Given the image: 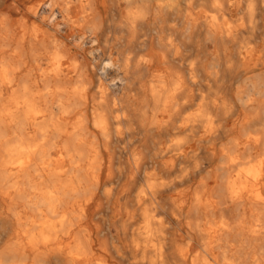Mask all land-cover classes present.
<instances>
[{
    "label": "bare ground",
    "instance_id": "bare-ground-1",
    "mask_svg": "<svg viewBox=\"0 0 264 264\" xmlns=\"http://www.w3.org/2000/svg\"><path fill=\"white\" fill-rule=\"evenodd\" d=\"M237 5L0 0V264H264V0L245 34Z\"/></svg>",
    "mask_w": 264,
    "mask_h": 264
},
{
    "label": "rangeland",
    "instance_id": "rangeland-1",
    "mask_svg": "<svg viewBox=\"0 0 264 264\" xmlns=\"http://www.w3.org/2000/svg\"><path fill=\"white\" fill-rule=\"evenodd\" d=\"M238 1V5H237V7H236V9H234V11L232 12V14H231V18H238V17H241V18H238L239 19V21H240V23H241V28L240 29H238L236 32H238V33H240V34H245L246 32V24H247V22H246V16H247V14H246V7H247V3H248V0L246 1V0H237ZM245 1V2H244ZM256 2V0H253V3H255ZM239 8V9H238ZM242 8H243V10H242ZM203 9L206 11V14L207 15H210L211 14V9H212V7L208 4V3H205L204 5H203ZM60 18V17H59ZM245 18V19H244ZM58 28H59V33H58V36L60 37L63 33H64V29L66 28L63 24H59L58 25ZM106 35V36H105ZM109 35V36H108ZM108 36V37H107ZM62 39H63V37H61ZM101 38V39H100ZM102 38H105V40L104 39H102ZM107 38H108V40H109V38L111 39L112 38V36L110 35V32H108V31H106L105 32V34L103 35V36H99L98 37V39H97V42H96V44H95V46L94 47H97V50L96 51H93V53H94V55H97V53H99L100 54V52L102 51V48H104V45L106 46V40H107ZM72 43H73V41H72ZM75 43V42H74ZM102 43H104V44H102ZM207 47L209 48V49H211V46H209V44H207ZM194 45H193V43H191L190 44V42L188 43V47H187V54H189L190 52H192L194 49ZM99 49V50H98ZM98 51V52H97ZM87 52H88V50H87ZM95 52H97L96 54H95ZM92 53V54H93ZM115 54V53H114ZM89 56H91L90 54H89ZM219 67H220V64H219ZM182 71L183 72H185V69H183L182 68ZM115 81V80H114ZM112 143V144H111ZM118 143L117 142H115V141H113V142H110L109 143V147H110V151L113 153V155H114V161H117V154H118ZM117 227L116 226H111V235H113L114 236V238L116 237V234H117ZM112 240H114V239H112ZM4 242V237H2L1 239H0V245H2V243Z\"/></svg>",
    "mask_w": 264,
    "mask_h": 264
}]
</instances>
